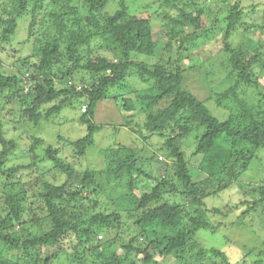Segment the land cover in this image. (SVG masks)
I'll return each mask as SVG.
<instances>
[{
  "label": "trees",
  "instance_id": "1",
  "mask_svg": "<svg viewBox=\"0 0 264 264\" xmlns=\"http://www.w3.org/2000/svg\"><path fill=\"white\" fill-rule=\"evenodd\" d=\"M3 1L0 51L10 43L18 19L29 13L27 7L31 5L29 28L37 10L44 8L42 0ZM108 1L52 0L54 7L45 12L48 19L38 23L47 21L54 33L44 32L43 37L34 39L38 47L22 59V67L17 65L9 74L0 71V109L4 111L15 102L19 120L11 122L38 127L75 96L84 98L86 107L80 113L87 133L65 141L72 156L84 158L97 130L92 122L95 109L112 92L110 98L119 101L122 110L144 108L147 116L141 125L149 134L142 137L146 140L158 134L164 138L150 154H164L163 161L154 159V174L153 166L146 162L148 154L141 152L143 148L119 143L105 150L102 169L81 171L60 154L58 147L43 145L42 138L32 136L27 150L31 162L14 164L12 156L18 144L5 134L12 113L4 111L0 114V264H68L70 260H90L91 264H246L248 257L252 259L250 264H264V242L254 255L255 249L245 248L240 261L232 263L221 249L196 240L201 229L215 233L216 226L207 214L220 211L219 207H205L204 198L218 195L234 183L264 148V9L260 22L249 25L244 20V8L236 1L221 18L225 24L216 53L222 58L230 84L214 94L217 102L229 98L234 103L222 119L184 88L185 73L194 67L178 65L199 38L214 35L211 29L202 30L204 8L197 6L200 0H186L192 9L180 6L184 0L159 1L163 18L168 19L163 22L168 40L162 50L165 55L153 68L132 61L133 55L156 54L158 40L153 35V22L133 15L124 0H118L119 7L113 12H106ZM171 9L177 12L172 14ZM254 26L263 37L254 39L249 33ZM95 39L116 59L91 53L88 47ZM173 50L174 59L170 56ZM131 68L152 83L147 90L136 92V100L128 95L130 85L125 79ZM247 86L256 90L257 108L244 96ZM175 126H179L178 132ZM167 129L177 136L196 132L188 157L176 144V137L166 135ZM38 148L43 150L41 155ZM52 168L66 175L64 182L43 180L34 194L40 204L27 205V172L35 170L42 176ZM139 176L149 189L137 198ZM263 182L264 178L251 189L255 192L251 200L240 202L247 205L243 215L259 209L264 212ZM106 183L112 188L115 184L125 188L119 192V204L114 209L99 200ZM176 195L185 198L187 204L173 200ZM26 211L29 216L23 220ZM27 223L38 232L24 234Z\"/></svg>",
  "mask_w": 264,
  "mask_h": 264
},
{
  "label": "rangeland",
  "instance_id": "2",
  "mask_svg": "<svg viewBox=\"0 0 264 264\" xmlns=\"http://www.w3.org/2000/svg\"><path fill=\"white\" fill-rule=\"evenodd\" d=\"M10 1V0H9ZM8 0H4V3H9ZM130 12L136 17L149 18L153 24V35L158 40V49L153 57L145 55H133L132 61L145 65L148 68H153L158 62L159 57L164 56L163 47L166 44L168 37L165 35V28L163 22H168V19L163 18V7L160 6V0H124ZM238 1L241 7L246 12L244 20L249 25H253L260 22V16L264 9V0H200L197 4L198 7L204 8L202 17L204 19V27L202 30L211 29L214 31V35L202 36L198 39L194 45L186 52V57L178 62L181 67H194L186 71L185 80L183 82L184 88L193 92L198 98L204 101L210 111L224 119L230 113L234 103L225 98L220 102L216 101L215 91L222 90L230 84V79L227 78V71L221 64V56L217 57V51L220 47L221 27L225 23L221 20L223 15L227 14V7ZM189 2L184 0L180 3L181 7H188ZM82 2L78 5L81 6ZM42 10H37L36 17L33 26L29 28L32 15L30 13V7H27L29 13L23 15L18 19V25L15 33L10 38V43L5 44L2 51H0V71L3 74H9L16 69V66H21L22 59L29 56L34 47H38L34 43V39L43 37V33H54L51 26L45 21L44 25H41L40 20L48 19L45 12H48L53 8L52 0H42ZM253 6V7H252ZM118 0H109L106 5V12H113L118 8ZM167 9V8H166ZM83 12V10L81 11ZM170 12L175 14L176 9H171ZM216 19H219L216 25ZM216 27V29H215ZM216 30V31H215ZM217 32V33H215ZM249 33L256 36L263 37V33L255 26L251 27ZM207 33H205L206 35ZM233 42H238V38H233ZM101 41L95 39L88 50L93 54H99L107 56L111 59H116L105 46L100 45ZM86 50V49H85ZM84 50V51H85ZM165 51V50H164ZM171 58L176 57L173 50L170 54ZM78 76V75H77ZM126 81L130 85V93L128 95L135 99V94L138 91H144L149 88L152 83L145 77L139 75L136 68H131L127 72ZM264 80V77H262ZM69 82H71L69 80ZM262 83V82H261ZM244 96L248 99V102L258 107L256 90L251 87L244 88ZM113 94L112 92L109 93ZM102 99L96 109L92 122L97 126V130L93 134V143L87 147L86 155L84 158H78L72 156L70 150L66 146V140H76L86 135L87 125L81 121L82 106H86L84 98L75 96L70 104L64 106L58 114L53 115L50 121H42L38 127H33L31 123L17 124L11 121L19 120V109L17 103H12L4 109L12 113L10 115V122L5 128V134L7 137H13L18 144V150H15L13 154V163H29L31 162V154L27 151L28 147L33 142V137H39L43 140V145L51 144L60 149V154L63 155L66 160L77 170L89 169L92 171H98L102 169L104 165L105 150L110 147H115L119 143L137 148H143L141 152L148 154L146 162L153 166L152 172L157 173L155 170V158L158 157L163 161L164 154L162 155H150L155 152L158 147L164 142V138L158 134H153L146 140L142 135H148L147 130L141 125L146 120L147 113L144 108L137 109L136 111L128 112L121 109L119 101L111 99L110 96ZM2 99L0 98V106ZM162 103L160 106L162 107ZM4 111L0 109V114ZM132 114V116H130ZM7 115V114H5ZM8 116V115H7ZM6 116V118H7ZM28 122V121H27ZM138 123V124H137ZM139 125V126H138ZM179 126H175V130L178 132ZM134 129V130H133ZM139 129L140 132H136ZM142 133V134H141ZM172 135L176 137V144L182 151L185 152L188 157L193 151L196 141V132L193 131L190 134L177 136L178 133H171L169 129L166 130V135ZM62 137V138H61ZM41 155L43 150L37 149ZM168 153V150L165 151ZM164 153V152H162ZM161 157V158H160ZM163 157V158H162ZM257 159L250 164L249 169L244 171L243 174L232 184L225 188V190L219 192L218 195H209L204 198L205 207H219L218 213L207 214L208 220L212 226H216L215 233L210 230H199L196 240L203 245H214L217 248L225 252L229 261L238 262L241 259V254L247 251L245 248H253L256 253L261 248L264 242V212L260 209L257 211H249L243 215L242 212L247 209L246 204L240 202L244 199L251 200L253 194L251 189L254 186L259 185L264 178V148H261L257 153ZM141 162V161H140ZM155 163V164H154ZM155 166V167H154ZM44 171L43 169L39 172ZM172 171H170V174ZM66 175L62 174L56 169H51L50 172H45L42 176L35 170H30L25 176L26 190H27V205L36 206L40 204V198L34 196L38 193L43 180H49L54 183L64 182ZM138 183L136 186L135 195L139 198L141 193L149 188L144 185L143 177H138ZM113 183V182H112ZM264 183V182H263ZM106 191L99 195L101 205H106L108 209H114L119 204V192H124L125 188L115 184L112 185L106 183ZM173 200L187 204L185 198H181L179 195L173 196ZM196 206V205H194ZM193 206V207H194ZM192 211L191 209L187 210ZM28 212L23 215V220L28 218ZM88 214L85 213L84 217ZM88 217V216H87ZM24 234H35L38 232L37 227L31 223H27L23 228ZM116 246H114L115 248ZM118 251L119 248L117 247ZM252 259L246 258V264H250ZM67 262V261H66ZM68 264H91L90 260H86L85 263H79L75 260H70ZM173 264V263H170ZM175 264V263H174Z\"/></svg>",
  "mask_w": 264,
  "mask_h": 264
},
{
  "label": "built area",
  "instance_id": "3",
  "mask_svg": "<svg viewBox=\"0 0 264 264\" xmlns=\"http://www.w3.org/2000/svg\"><path fill=\"white\" fill-rule=\"evenodd\" d=\"M81 110L84 111L85 110V106H83Z\"/></svg>",
  "mask_w": 264,
  "mask_h": 264
},
{
  "label": "clouds",
  "instance_id": "4",
  "mask_svg": "<svg viewBox=\"0 0 264 264\" xmlns=\"http://www.w3.org/2000/svg\"><path fill=\"white\" fill-rule=\"evenodd\" d=\"M83 107V106H82ZM86 107V106H85ZM82 109V108H81Z\"/></svg>",
  "mask_w": 264,
  "mask_h": 264
}]
</instances>
